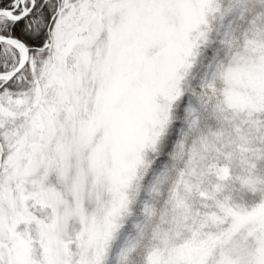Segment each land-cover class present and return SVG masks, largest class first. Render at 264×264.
Segmentation results:
<instances>
[{
  "label": "snow or ice",
  "instance_id": "obj_1",
  "mask_svg": "<svg viewBox=\"0 0 264 264\" xmlns=\"http://www.w3.org/2000/svg\"><path fill=\"white\" fill-rule=\"evenodd\" d=\"M0 264H264V0H0Z\"/></svg>",
  "mask_w": 264,
  "mask_h": 264
}]
</instances>
